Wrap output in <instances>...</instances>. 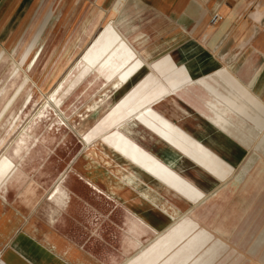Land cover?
<instances>
[{
  "label": "rangeland",
  "instance_id": "1",
  "mask_svg": "<svg viewBox=\"0 0 264 264\" xmlns=\"http://www.w3.org/2000/svg\"><path fill=\"white\" fill-rule=\"evenodd\" d=\"M36 2L37 0H0L1 88H3V83L9 73L14 69L13 67L19 63V58L11 55L10 48L15 46L16 43L21 44L23 48L35 34L42 31L48 15L51 18L50 25L40 34L36 47L39 49L49 39L40 59L41 61H39L40 64L44 62L43 58L49 51L57 49L54 53L57 58L63 54V47L67 45L69 40L68 36L78 28L81 21L91 14L93 9L97 8L102 11L103 17L95 31L96 33H92L90 36L91 39L90 37L86 39L82 49L70 64L62 69V60L59 62L57 60L55 61L54 71L57 73L60 72L56 79L45 78L41 80V76L32 78V91L30 95H23L18 102L21 104L19 105L20 108L18 107L19 110L17 108L18 114L15 121L19 122L21 120L20 118L23 119L19 125L20 127L18 126L17 128L18 130L8 137L7 146L4 150H1L2 154L0 159L5 158L8 153H11L12 142L29 130V134L37 135L38 146L33 148L32 152L26 156V160L24 159L20 163V169L26 175L30 172L27 175V180L40 179L43 172L41 169H45L42 164H52L53 171L50 176H42V179H48L47 184H49V188L45 196L38 202V207L36 206L29 212H24V210L17 208V206L11 203L12 197L17 195L13 189H8L5 193L0 191V264H90V261L93 264H113V258L119 260L121 263H124L128 259L129 256H126L123 253L124 250H121L123 249L121 239L122 231L125 229L127 216L123 208L126 205L135 203V201L127 200L124 203L113 202L117 201V199L105 189L106 183L102 180L98 181L94 179L93 176L95 174L93 170L102 168V170H105V173H113L111 170L116 168L118 164L112 154L107 153L106 149L99 145L98 142H95L100 140L105 134L110 133L118 124L127 120L128 115L126 113L124 114V110L130 103H134L138 99L137 97L143 93L147 92V96L151 98L154 93L160 90L163 91L161 98L169 103L167 105L168 119L181 128L193 140L200 141L212 150L224 164L233 166L234 172L232 176H237H231L227 181L218 183V179L214 175L203 171L196 165L199 163L198 161L181 156L183 158L177 165L181 168H176L175 170L196 184L208 196H211L217 189L222 188L224 185L231 184L234 178L239 182L241 180V173H244L246 178L249 175L256 174L254 168L258 162L257 158L262 155L264 160V153H257L258 146L264 139V133H255L250 137V141H243L241 139V133H235L234 138V135L230 134L228 136L227 133L221 132L218 127H214L210 122L212 118L209 116V110L202 104L203 98L212 99L204 92V87L193 85L189 87L191 92L186 94L180 90L183 88L180 86L178 88L180 91H177L176 94L180 95L183 101L170 99V96L177 98L176 95H172L174 93L171 91L172 82L175 81L182 85L184 82L176 78H184L183 74H186L185 72L187 71L189 72L187 69L185 70L175 66L178 58L174 52L172 55V53L169 54L170 51L167 53L161 51L163 47H177L176 43L178 42V38L171 34V36L153 37L154 40L152 42L150 41L149 47L139 53V56L142 58L140 59L144 63L143 70L139 72L135 79L133 78L130 85L125 88L126 90L121 91L122 94L119 93L115 96L114 93L108 92L104 96L100 94L103 87L99 90L98 88L92 89L87 93H84L85 90L81 91L83 88L74 93L72 92V95L68 92L65 95L63 111L59 112L60 110L55 107L50 112V118L44 119L41 122L38 117L40 111L44 106H48V103L54 105L51 96L56 92L60 83L64 81L65 75H68L70 69L75 68L78 62L84 58L88 49L94 44V37H96L98 31L109 24L116 23L117 17L126 6L122 5L116 10L114 9L115 4L111 0L98 7L95 0H42L35 6ZM112 13H114L113 16ZM211 23L213 24L212 19ZM115 26L118 28V25ZM167 27H169V22L158 19L153 24H150L147 30L141 29L138 33H159L161 29H166ZM15 34L19 35V37L13 43L12 40ZM147 50L150 54L155 52L158 54H154L155 57L153 56L151 59L149 57L146 58L145 53ZM199 60L202 62L201 68L190 70L189 73L192 74V77L200 76L199 73L207 69L208 65L206 63L212 61V58L209 56L206 57V54H204L200 56ZM187 80L189 81V78ZM132 90L133 94L131 97L129 96L128 102L120 105V111L115 110L119 107L116 104ZM101 95H103V101H100L97 106V112L91 113L92 109L90 106L93 103L90 102ZM3 96L4 92L0 94V107ZM107 96L109 100H107ZM104 104H108V109L101 111L100 109L103 108ZM159 106H161V103ZM58 118L64 120L63 123L65 126L60 127L59 130L54 128V126L51 128L49 126L51 121ZM12 120L13 118L11 116L7 118L6 123ZM84 133L86 136L82 135ZM89 150L94 151L95 154H88ZM153 150L157 149L153 148ZM47 151L48 154H45ZM94 163H97L98 166L94 165ZM62 174H66L65 185L70 193L69 196L71 195L70 200L67 207L61 209L56 214L54 224H49L46 216L48 195L56 187L57 179ZM238 174L240 175L238 176ZM47 184L45 187H47ZM101 190L105 192V195L98 192ZM137 191L130 192L132 195L129 194L131 197H136L138 195ZM125 194L128 193L123 191L120 195L125 198ZM164 195L171 204L179 209L181 208L180 210L182 212L180 216H183L190 209V206L187 205L185 200L173 197L174 195L176 196L174 192L172 193L170 190H167ZM205 198L203 196L201 200L197 199L194 204L198 205ZM249 201L251 206L250 212L240 224L237 236L232 239L235 245L239 243L244 247L255 239L253 237L254 234L264 230V183L261 184L256 193L249 195ZM215 209L216 207L208 209L207 216L214 213ZM36 219L44 226L50 227L52 232L44 234L42 228L39 227L38 229ZM150 219H157L162 222L166 219V215L160 214L159 216L155 214ZM172 223V221L165 223V228L170 227ZM40 229L41 233L38 231ZM44 235L46 237L53 236L52 242L44 243ZM232 244L228 248L224 246V251L221 253L222 257L232 248ZM262 257L264 258V253ZM223 260H218L216 264H222L224 262ZM252 262L253 264H264V262Z\"/></svg>",
  "mask_w": 264,
  "mask_h": 264
},
{
  "label": "bare ground",
  "instance_id": "2",
  "mask_svg": "<svg viewBox=\"0 0 264 264\" xmlns=\"http://www.w3.org/2000/svg\"><path fill=\"white\" fill-rule=\"evenodd\" d=\"M41 1L37 0L35 6ZM129 14V11L121 13L117 17L116 23L114 22L115 24H109L98 31L92 47L88 49L76 67L70 69L68 75H65L64 81L60 83L56 92L51 96L54 105L48 103V106H44L40 111L38 117L41 122L50 118V112L55 107L60 110L59 112L63 111L65 95L68 92L72 95V92L83 88L81 91L85 90L84 93H87L92 89L98 88L99 90L103 87L100 94L104 95L111 92L116 96L129 86L133 78L135 79L143 70L144 63L139 53L144 50H140V46L134 43L136 39L129 35L132 30L139 26L140 22L136 20L127 21ZM113 15L114 13H112ZM47 18L42 31L50 25L51 18L49 15ZM101 19L102 14L94 11L92 15L81 21L78 28L68 36L69 40L67 45L63 47V54L57 58L54 54L57 49L49 51L41 64L39 61H41L49 40L39 49L36 48L42 31L35 34L25 45L23 44V48L21 44L17 43L10 48L11 55L17 56L19 63L13 67L14 69L7 76L3 88L0 87V94L4 92L0 107V156L1 150L7 146L8 137L18 130L17 128L23 119L20 118L19 122L15 121L21 104L18 102L23 95H30L32 78L41 76V80L45 78L55 80L60 73L54 71L55 61L62 60V69L70 64L82 49L86 39L96 31ZM125 21L126 23H123ZM115 25H118V28ZM18 37L19 35L15 34L14 39H11L12 42L15 43ZM141 45L143 44L141 43ZM145 54L146 58L149 57V59L154 55L148 51ZM1 58L2 53H0V62ZM172 87L177 90V85H172ZM162 93L160 91L158 95L151 98L147 96V92L141 94L140 98L134 103H130L124 110V114L128 115L127 120L118 124L110 133L105 134L95 142L106 149L107 153L112 154L118 164L116 168L111 170L113 173H105L102 168L93 170L94 179L106 183L105 189L117 199L113 202L135 201V203L123 208L127 216L125 229L122 231L123 249L121 250H124L123 253L129 257L124 263L113 258V264H216L220 259H224L222 264H253L252 261H256L254 255L247 253L248 248L246 246V250H244L243 245L239 243L235 245L232 239L238 234L236 226L247 216V213H243L239 207L233 205V202L241 197L242 192L255 189V187L248 186L250 183L247 182L239 183L235 179L229 185L227 193L222 194L218 191L198 205L194 204L195 199L204 196L206 193L175 170L181 168L177 166L181 156L198 161L199 163L196 165L203 171L214 175L218 179V183H223L228 178V173H233L234 169L233 166L224 164L212 150L200 141L193 140L181 128L163 116L158 110V105L163 102ZM132 94L133 90L129 91L122 100L120 99L121 101L116 104L119 107L115 110L118 111L121 104L128 102V98ZM103 95L90 102L93 103L90 106L91 113L97 112V106L100 101H103ZM107 100H109L108 96ZM107 105L104 104L103 108L99 109L101 111L107 110ZM11 116L13 120L6 123L7 118ZM63 122L62 119H54L49 126L51 128L54 126L59 130L60 127L65 126ZM220 129L224 131L225 128L221 127ZM28 132L30 131L21 134L17 140L12 142V152L0 159V191L5 193L6 190L13 189L17 195L12 197L11 203L24 212L33 210L45 196L49 184H47L48 179H42V176H50L53 171L52 164H42L45 169H41L43 172L40 179L27 180V175L30 172L26 175L20 169V163L24 159L26 160V156L32 152L33 148L38 146L37 135ZM82 135L86 136L85 133ZM46 141L48 140L46 139ZM153 148H156L157 152H154ZM45 154H48V151ZM88 154L95 153L89 150ZM94 165L98 166L97 163ZM94 168L96 167L94 166ZM65 175L62 174L57 179L56 187L48 195L46 216L49 224H54L56 214L61 209H65L70 200L71 195L69 196L70 193L65 185ZM236 176L234 175V177ZM251 177L249 175L247 178ZM46 184L47 187H45ZM135 190H138V195L131 197L130 192ZM167 190L176 194L173 196L174 198H182L190 206V209L183 216H180L181 208L175 207L165 197L164 194ZM123 191L128 193L125 194V198L120 195ZM98 192L105 195L102 190ZM225 200L230 202L229 205L220 207L221 202ZM216 205L218 212L207 216L208 209ZM155 214L159 216L164 214L166 219L162 222L157 219H150ZM170 221L173 223L166 229L165 223ZM36 223L38 229L39 227L43 229L44 234L52 232L50 227L44 226L40 221L37 220ZM38 231L41 233V229ZM53 238V236H45L43 242H52ZM231 244L233 245L232 248L222 257L221 253L224 251V246L228 248L231 247ZM90 264L93 263L90 261Z\"/></svg>",
  "mask_w": 264,
  "mask_h": 264
},
{
  "label": "crops",
  "instance_id": "3",
  "mask_svg": "<svg viewBox=\"0 0 264 264\" xmlns=\"http://www.w3.org/2000/svg\"><path fill=\"white\" fill-rule=\"evenodd\" d=\"M109 1L95 0V3L98 7ZM111 1L115 4L114 9L116 10L122 5L126 6L121 13L130 12L127 21L136 20L140 22L139 26L129 33L130 37L136 39L134 43L140 46V50L148 48L150 41L154 40L153 37L172 35L178 38L177 47L167 46L163 47L161 51L163 53L170 51L169 54L172 53L173 55L174 52L177 55L176 67L187 69L190 72V70L201 68L202 62L199 60L201 55L206 54V57L212 58V61L206 63L207 69L199 73L200 76L192 77V74L187 71L186 74L182 73L184 78H176L184 82L182 85L175 81L172 82L173 85L179 86L177 90L170 87L171 91L174 92H171L172 95L177 96V98L170 96L171 100L183 101V98L176 94L177 91L182 90L187 94L191 92L189 87L193 85L204 87V92L212 99L203 98L202 104L209 110V116L214 123L212 120L210 122L214 127H218L221 132L227 133L228 136L241 133L243 141L249 140L255 133H264V0ZM94 11L102 14L103 17V12L97 8L93 9L90 15ZM216 15L223 19L217 24H212L211 19ZM158 19L169 22V27L154 34L138 33L141 29L147 30V27ZM153 56L155 57V55ZM180 86L183 88L178 90ZM160 91L154 93L153 96L158 95ZM140 97L141 95L137 98ZM168 104L163 99L161 106L158 107V110L167 119ZM221 127L225 128L224 131L220 129ZM260 152L264 153V139L257 149V153ZM182 158H179L177 165ZM257 159L258 162L254 168L256 174H252L251 178H246L245 174L242 173L241 180H239V183H250L248 186H253L255 189L242 192L241 197L233 202V205L247 214L251 207L249 195L256 193L261 184L264 183V175H262L264 173V160L262 155ZM232 174L231 172L228 173V178L225 181ZM229 185L231 184L224 185L214 193L218 191L222 194L227 193ZM204 196L206 197L205 201L212 195L205 194ZM202 197L197 199L201 200ZM229 203L225 200L221 202L220 207H227ZM214 207H216L214 212L216 214L218 212L217 205L209 209ZM242 221L236 226L237 229H239ZM253 237L255 239L246 245L247 253L254 255L255 260L259 263L264 262L262 257L264 253V230L254 234ZM243 248L246 250L245 247Z\"/></svg>",
  "mask_w": 264,
  "mask_h": 264
},
{
  "label": "built area",
  "instance_id": "4",
  "mask_svg": "<svg viewBox=\"0 0 264 264\" xmlns=\"http://www.w3.org/2000/svg\"><path fill=\"white\" fill-rule=\"evenodd\" d=\"M222 17L221 16H218V15H216V16H214L213 18H212V22H213V24H217V23H219L220 21H222Z\"/></svg>",
  "mask_w": 264,
  "mask_h": 264
}]
</instances>
